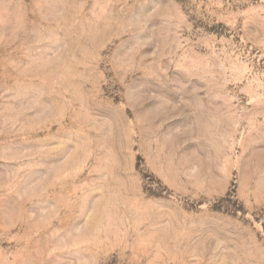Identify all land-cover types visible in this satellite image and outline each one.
I'll list each match as a JSON object with an SVG mask.
<instances>
[{"label":"rangeland","instance_id":"obj_1","mask_svg":"<svg viewBox=\"0 0 264 264\" xmlns=\"http://www.w3.org/2000/svg\"><path fill=\"white\" fill-rule=\"evenodd\" d=\"M0 264H264V0H0Z\"/></svg>","mask_w":264,"mask_h":264}]
</instances>
